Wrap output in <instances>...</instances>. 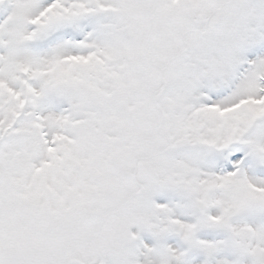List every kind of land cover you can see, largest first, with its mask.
Instances as JSON below:
<instances>
[{"label": "snow or ice", "instance_id": "1", "mask_svg": "<svg viewBox=\"0 0 264 264\" xmlns=\"http://www.w3.org/2000/svg\"><path fill=\"white\" fill-rule=\"evenodd\" d=\"M0 264H264V0H0Z\"/></svg>", "mask_w": 264, "mask_h": 264}]
</instances>
